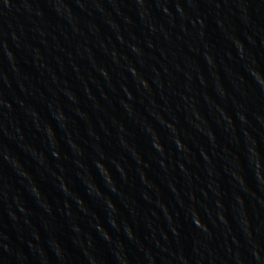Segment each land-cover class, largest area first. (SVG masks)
I'll return each mask as SVG.
<instances>
[{"label": "water", "instance_id": "1", "mask_svg": "<svg viewBox=\"0 0 264 264\" xmlns=\"http://www.w3.org/2000/svg\"><path fill=\"white\" fill-rule=\"evenodd\" d=\"M0 264H264V0H0Z\"/></svg>", "mask_w": 264, "mask_h": 264}]
</instances>
